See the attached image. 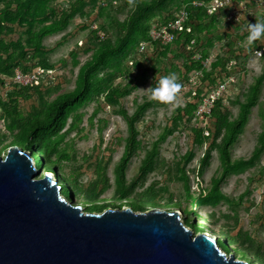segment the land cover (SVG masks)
Listing matches in <instances>:
<instances>
[{
	"label": "trees",
	"instance_id": "1",
	"mask_svg": "<svg viewBox=\"0 0 264 264\" xmlns=\"http://www.w3.org/2000/svg\"><path fill=\"white\" fill-rule=\"evenodd\" d=\"M61 1L0 0V93L5 91L4 100L0 98V109L3 112L0 119H3L5 123V130L20 133L12 138L0 137V154L3 150L16 146L25 151H32L35 155L36 166L39 169L43 168V170L55 173L59 181L62 182V195L67 199L71 195L76 198L80 196L82 201L83 199L87 201L86 211L89 213H101L106 209H123L124 204L119 202H128L129 199L132 201L128 202L126 206L132 208L135 212L146 211L148 205L164 208L182 207L184 205L186 206V209L183 210L186 225L193 227L197 233L198 231L204 233L205 230L197 222L194 221L193 225L189 223L191 220L193 221V203L199 209H202L206 206H214L221 200H228L220 190L221 184L225 183L233 174L246 173L264 152L263 131L259 137L258 145L249 159L234 160L232 158V148L239 140L240 135L243 134L252 110L259 104L264 86V54L260 58V62L263 64L262 73L248 87L247 92L244 94V100L242 101L237 96L238 98L236 97L234 101H229V104L231 102L232 105L239 106L238 115L233 116L230 109L224 105V100L221 99L216 102L206 126L196 121L198 126L191 127L195 146L200 148L205 145L208 146L201 160L199 177L203 176L205 168L209 166L212 153L214 151L219 153L221 162L219 177L212 181L211 188L201 187L198 191L192 192L190 171L187 169V165L195 157L193 150L188 151L176 167L170 166V163L160 159L161 144L178 128L176 125L173 131L168 128L163 131L147 152L138 174L131 181H128V166L141 148L138 140L140 136L138 124L157 101L153 98L152 101H145L138 105L133 113H129L122 105V101L130 96L139 84V77L136 78L130 71L129 65H125L124 62L127 59L136 57L133 68L138 69V72L143 70L140 77L142 81H145L146 76L153 69L159 73L160 77L163 74L171 73L168 71L170 70L169 67H162V65L166 66L168 63L169 55L175 53L178 49L181 53H186V48L191 45L192 41H195V50L199 48L200 41L198 38L195 39L193 34L197 30L200 33L206 31L208 36L215 33L214 26L218 22L217 14L210 16L204 8L190 7L188 9L190 16L186 28H190L191 32L188 33L185 30L179 36L178 41L168 46L152 42L149 36L152 24L158 22L165 25L174 21L182 7L191 1L208 3L213 0H134L135 7L130 6L129 0H117L120 3L117 6L114 5V0ZM103 1L107 3V6H102ZM233 1L235 4L246 5L248 12L257 6V0ZM59 2L63 5H59ZM89 2H92V4L100 2L101 8L97 14H92L93 10L86 11ZM52 3H57L58 6L57 4L55 7L51 6ZM113 10L115 14L112 13ZM120 12H127L125 19H119L116 13L120 14ZM77 15L85 18V20L89 19L86 21L85 29L90 30V36L86 44L84 47H78V49L93 54L88 61L80 65L74 89L58 95L53 100H47L44 94L49 87L54 86V83L50 84L54 79L48 85L43 83L38 87H23L14 84L11 79L17 68L23 73L31 72L36 68L57 70L56 65L52 64L49 59L52 51L47 50L43 42L46 38L67 31ZM94 15H96L95 18ZM224 15L227 19L229 12L225 11ZM99 17L108 19L106 27L105 23L100 25L96 21V18ZM250 18L251 15H249L248 20L246 18L238 24L226 20L229 31L220 38L224 42V52L213 60L209 68L204 67L202 60L210 57L208 50L213 48L214 45L211 39L208 40L210 44L200 52L201 61H193L192 56L188 57L187 53L182 54L187 57L186 64L183 65L185 72H180L177 82L181 85L183 81L188 79L190 73L202 71L203 80L209 81V84L214 87L222 82L225 77L236 75L237 69L246 71L248 62L257 57L255 52L264 50V45L260 39L251 46L248 43L249 32L247 26L249 23H256L252 22ZM204 20L208 22V25L204 24ZM259 22H264V18L259 17ZM94 25L97 26V30L93 29ZM211 27H213V30H211ZM107 29L113 30L114 36H111L110 31ZM19 30H22L23 33H21V37L16 40L10 38L20 32ZM99 32L106 36H100ZM141 43H148L149 47H154L155 52L157 51L156 55L148 56L145 52L140 53ZM72 56L74 64L80 63L76 59L78 56L77 51H74ZM232 63H235V65H231ZM146 65H148V68H146ZM176 68V66L173 67L172 71L177 70ZM125 75L130 76L129 82L125 85H115V81ZM236 86L237 84L234 85V88ZM200 94L201 91L196 97H193L191 93L184 95L186 105L184 108L176 110L174 122L186 121L188 124H192L198 102L201 100ZM95 102L97 103L96 110L89 118L91 126H93V121L96 119L99 110L102 109V104H105L117 110L128 128L125 150L120 163L115 169L116 189L113 203L106 205H99L98 203L101 195L110 186L109 179L104 172L99 171V178L93 184L91 183L92 186L89 187L83 185L79 181V176L75 174H72L71 179L60 175L63 165L75 159V156L69 155L67 149L63 147L65 137L70 131L78 129L82 123L84 115L81 110ZM23 103L31 105L29 111H25L24 107H21ZM67 127H69L68 130L65 131V134H62ZM206 130L209 132L208 136L205 135ZM80 132H83V129ZM160 170L162 172L164 170V173L172 178L182 181L186 195L196 196L185 197L184 202L175 200L173 194H163L169 192V190L167 186H161L162 183L159 181L153 182L142 192L137 190L146 183L150 174ZM249 181L252 183L254 179L249 178ZM202 184L203 181L198 182V186ZM147 193L156 197L146 195ZM160 195H171V197H166L167 201L165 203H175H150L151 200H154L152 202L161 203L164 196L159 197ZM244 196L245 194L242 195L240 200H243ZM206 217L220 228L216 234L220 241L219 246L222 249L228 253L238 254L239 259L241 257V259H249L256 264H264V244L255 236L243 230H239L237 234L233 235L225 226L220 225L215 213L210 212ZM223 239L227 241L226 245ZM234 246L235 249L232 248ZM229 248H232L233 251Z\"/></svg>",
	"mask_w": 264,
	"mask_h": 264
},
{
	"label": "rangeland",
	"instance_id": "2",
	"mask_svg": "<svg viewBox=\"0 0 264 264\" xmlns=\"http://www.w3.org/2000/svg\"><path fill=\"white\" fill-rule=\"evenodd\" d=\"M62 1L65 2V0ZM56 4L52 3L51 6L53 5L55 7ZM58 4L61 6L63 5V3L60 2ZM100 6V2L93 4L92 2H89L88 7H86V11L90 12L93 10L92 14H97L101 8ZM112 13L115 14V11L113 10ZM116 14L119 16L120 20H123L125 19L127 12H120V14ZM261 14H264V12H254L250 20L256 23L259 22V17L262 16ZM93 17L95 18L96 15ZM99 18H96V21L99 22L100 25L105 23L106 27L108 19H106V17ZM88 20L89 19L85 20V18H81L80 15H77L67 31L44 40V46L47 48V50L52 51L49 56L50 62L57 67V70H55L54 73V80L50 82V84L54 83V86L49 87L44 94L47 100H53L58 95L72 91L76 84L80 65L91 58L93 54L92 52L85 53L78 49L80 46L84 47L88 37L90 36V30L87 28L85 29L86 21ZM107 30L110 31L111 36H114L113 30ZM19 31L20 32L14 34L10 38L16 40L18 37H21L22 30ZM261 43H264V39H262ZM218 47V56H220L224 52L223 46L218 44ZM74 51H77L78 53V56L76 57V59L80 62L78 64H74V59L72 56ZM144 52L148 56H151V53L155 55V53L148 48H146ZM218 56H215V58ZM257 58L254 57L250 60L245 73H242V70L239 69L241 70V73L240 75L239 73L236 75L237 87L234 88L232 92L230 91V93H228L229 99L226 100V104L224 103V105L230 109L233 116L238 115L239 106H234L231 104V102L229 104V101H234L237 96L243 101L244 94L247 92L248 87H250L255 82V79L262 73L263 64L260 62V59ZM132 59L133 58H130L129 60L127 59L124 64L129 65L131 69L130 71L136 76V78L139 77V84L133 93L122 101V105L129 111V113L135 112L138 105L144 103L145 101H152L153 89L158 85L159 81L163 77L170 74H175L178 81L181 74L180 72L182 71L183 65L185 64L183 59L177 57L173 62H166V66L162 65L163 68L170 67V70L168 71L171 73H167L165 75L163 74V76L160 77L159 73L153 69L148 73L145 81H142L140 77L143 74V70L138 72V69L133 68V64L135 63L134 59H136V57H134L133 60ZM146 66V68H148V65ZM175 66L177 67V70L172 71L173 67ZM129 79V75H125L124 77L121 76L115 81V85H125L127 82H129ZM57 83L58 85H56ZM4 93L5 91L0 93V98H2V100H4L5 97ZM185 105L186 100L184 94L178 93L173 102L161 103L157 101L146 112L143 120L138 124V128L140 130V136L138 140L140 141L141 148L132 158L128 166V181H131L138 174L142 161L145 158L147 152L152 148L153 143L158 139L163 131L167 128L170 131H173L176 125L178 128L173 131L174 133L170 135L164 143L161 144L159 155L160 159L170 163V166L176 167L181 158L188 151L193 150L195 157L187 165V169L190 171L189 177L191 179L192 192L198 191V189L201 187L211 188L212 181L219 177L221 168L219 153L218 151H214L212 153V159L210 160L209 166L205 168L203 176L199 177L198 173L201 160L203 159L204 153L208 146L205 145L200 148L194 144V135L192 134L191 127L198 126L196 119L193 120L192 124H188L186 121H181L178 123L174 122L173 119L176 116V110L178 108H184ZM21 107H24L25 111H29L31 105L23 103ZM96 107L97 103L95 102L82 109L81 111L83 112L84 116L79 128L70 131L69 134L66 135L63 147L67 149L66 151L69 153V155H74L75 159L63 165L60 175H62V177L65 176L66 178L71 179L72 174H75L76 176H79V181L83 185L89 187L90 185L92 186L93 182H95L97 178H99L98 172H104L105 176L109 179L110 186L101 195L99 200L100 202L98 203L99 205H106L113 203V197L116 189L115 169L120 163L125 150L126 139L128 137V128L126 122L123 120L120 114H118L117 110H114L112 107L105 104H102V109L99 110L96 119L93 121V126H91L89 118L95 112ZM2 115L3 112L0 109V116ZM263 117L264 86L261 91L258 106L252 110L248 124L243 134L240 135L239 140L232 148V158L234 160L249 159L253 155V152L258 145L259 137L264 131ZM68 128L69 127H67L62 132V134H65V131H67ZM81 129H83V132H80ZM19 134V132L7 131V129L5 130V123L3 122V119H0V137L12 138L13 136H18ZM8 149L9 148L3 150L0 156L5 157L7 155ZM45 171L46 170H44V172ZM249 178L254 179V182L250 183L251 181H249ZM156 181L161 182V186L168 187L169 192L163 194H173L174 199L180 202H184L185 197L196 196L186 195V192L183 188V182L172 178L167 173H164V170L163 172L160 170L150 174L146 183L137 188V190L142 192ZM202 181L203 184L198 186V182ZM61 183L62 182H59V184ZM250 187H254L252 194L250 196H244L243 200H240L241 195H243ZM220 190L224 195H226L228 200H221L214 206H206L202 209H199L193 203V221L191 220L189 223L193 225V222L195 221L201 225V228L204 230H209L212 232L214 229L211 230L206 226V224H204V222H209L219 231L220 228L206 217L210 212L215 213L216 219H218L220 225L225 226L228 230H230L231 234L235 235L239 230H243L255 236L264 244V152L255 161L253 167L247 170L243 175L231 176L228 178L225 183L221 184ZM146 195L156 197L155 195L149 193ZM163 196L164 198L161 200V203L152 202L154 200H151L150 203H175H165L167 201L166 197H171V195H160L159 197ZM130 201L132 200L129 199L128 202ZM128 202L122 201L119 203L124 204V208H128V206H126ZM75 203L83 205V208L86 210L87 201L84 199L82 201L80 196H77ZM195 203L197 204V201ZM152 208L162 210H179L182 213V221H184L185 215L183 210L186 209V206L184 205L182 207L170 208L148 205L147 209ZM190 228L194 230L193 227L190 226ZM217 230L214 231L218 233ZM194 232L199 234V231L197 233L194 230ZM223 240L224 242H227L225 239ZM232 248L235 249V246Z\"/></svg>",
	"mask_w": 264,
	"mask_h": 264
},
{
	"label": "water",
	"instance_id": "3",
	"mask_svg": "<svg viewBox=\"0 0 264 264\" xmlns=\"http://www.w3.org/2000/svg\"><path fill=\"white\" fill-rule=\"evenodd\" d=\"M43 172L32 151L0 156V264H255L196 234L179 210L89 213Z\"/></svg>",
	"mask_w": 264,
	"mask_h": 264
},
{
	"label": "built area",
	"instance_id": "4",
	"mask_svg": "<svg viewBox=\"0 0 264 264\" xmlns=\"http://www.w3.org/2000/svg\"><path fill=\"white\" fill-rule=\"evenodd\" d=\"M113 3L115 6L119 4L117 0H114ZM102 6H107V3L103 1ZM190 7L204 8L210 16L218 14L219 12L225 13V11H228L229 15L227 17V21L238 24L246 18L248 20L249 15L252 16V14L256 11H264V0H257V6L249 12L247 11L248 8L246 5L240 3L235 4L233 0H213L208 3L191 1L182 7L174 21L165 25H161L158 22H154L152 24L149 33L152 42H158L163 46H168L174 44L175 41H178L179 36L181 33H184L185 30L190 33L191 29L186 28V24L190 16V12L188 11ZM93 29L97 30V26L94 25ZM99 35L103 37L101 32H99ZM148 45V43H141L139 52L144 53ZM194 46L195 41H192L191 45L186 48V53L189 56H192L193 61H201V54L194 49ZM263 53L264 50L256 51L255 55L258 58H261ZM213 60L214 58L212 56L202 60L204 67L209 68ZM233 64L235 63H232L231 65ZM54 73L55 70H46L43 68H36L31 72L23 73L19 68H17L11 81L16 85L23 87H38L43 83L48 85L49 82L54 79ZM203 79L204 75L202 71H194L190 73L188 79L182 82L181 89L178 93H182L184 95L191 93L193 97H196L201 91V100L198 102L195 119L199 121L200 124L206 126L212 115L216 102L223 99V103L226 104V100L229 99L228 93L233 91L234 85L236 84V77L234 75L225 77L222 82L214 87L209 84V81ZM205 135H209L208 130L205 131Z\"/></svg>",
	"mask_w": 264,
	"mask_h": 264
},
{
	"label": "crops",
	"instance_id": "5",
	"mask_svg": "<svg viewBox=\"0 0 264 264\" xmlns=\"http://www.w3.org/2000/svg\"><path fill=\"white\" fill-rule=\"evenodd\" d=\"M264 12V11H263ZM262 16H260V17H263L264 18V14H261ZM217 19H218V22H216V24H215V26H214V29H216V32L215 33H213V34H211L210 36H208V33L206 32V31H203L204 33H200L198 30L193 34V36H194V38L195 39H197L198 38V40L200 41V44H199V48H196V50H198V52L200 53L202 50H204V48H206V46L208 45V44H210V41H208L209 39H211V42L213 43L214 42V45H213V48H210L209 50H208V52H210V56H212L213 58H214V60L216 59L215 58V56H218V53H219V47H218V44H221V46H223V43L224 42H222L221 40H220V38H222V36L223 35H225L226 33H228V31H229V27L227 26V22H226V17H225V15H224V13L223 12H219L218 14H217ZM204 22V24H207L208 22L206 21V20H204L203 21ZM208 25V24H207ZM211 30H213V27H211ZM262 39H264V37H262L261 39H260V41L262 42ZM263 45H264V43H262ZM147 48L149 49V50H151L152 52H154L155 53V55H156V53H157V51L155 52V50L153 49V48H151V47H149V45L147 46ZM194 49H195V46H194ZM223 50H224V48H223ZM182 54H186V53H181L180 52V49H178V51L176 50L175 51V53H172V54H170L169 55V57H170V59H169V61L170 62H173L175 59H176V57H180L181 59H183L184 61H185V64H186V58L187 57H184ZM153 54L151 53V56H152ZM188 57H191V56H189L188 55ZM256 58V57H255ZM250 62V61H249ZM248 62V63H249ZM235 65V64H234ZM169 69H170V67H169ZM181 72H185L184 71V69H182V71ZM239 73V75H240V73H241V70H239V69H237V74ZM242 73H245V71H242ZM236 74V75H237ZM236 75H234L235 77H236ZM237 87V86H236ZM235 87V88H236ZM240 175H243V174H233V175H231V176H240ZM230 176V177H231ZM229 177V178H230ZM228 180V179H227ZM253 190H254V187H250V188H248L247 189V194H246V192L244 193L245 194V196H250L251 194H252V192H253ZM243 194V195H244ZM249 194V195H248ZM241 197H242V195H241Z\"/></svg>",
	"mask_w": 264,
	"mask_h": 264
},
{
	"label": "clouds",
	"instance_id": "6",
	"mask_svg": "<svg viewBox=\"0 0 264 264\" xmlns=\"http://www.w3.org/2000/svg\"><path fill=\"white\" fill-rule=\"evenodd\" d=\"M129 4L130 6L135 7L134 0H129ZM247 30L249 32L247 39H248L249 45L251 46L255 41L264 37V22H259L255 24L249 23L247 26ZM257 59H260V58H257ZM180 89H181V85L177 82V78L175 74H170L168 76L163 77L159 81L158 85L153 89V99L161 103L173 102L176 98L177 93L180 91ZM207 231L211 232L209 230ZM211 233L214 234L213 232ZM214 235L217 236L216 233ZM237 264H247V262L244 260H238Z\"/></svg>",
	"mask_w": 264,
	"mask_h": 264
},
{
	"label": "bare ground",
	"instance_id": "7",
	"mask_svg": "<svg viewBox=\"0 0 264 264\" xmlns=\"http://www.w3.org/2000/svg\"><path fill=\"white\" fill-rule=\"evenodd\" d=\"M207 222H208V221H207ZM204 224H206V226L209 227L211 230H213V229H214V230H217V229H216L211 223H209V222H208V223H205V222H204ZM209 228H208V229H209ZM214 230H213V231H214ZM217 231H218V230H217ZM214 233H216V232H214ZM216 237L218 238V235H217ZM218 239H219V238H218ZM223 242H224V241H223Z\"/></svg>",
	"mask_w": 264,
	"mask_h": 264
}]
</instances>
